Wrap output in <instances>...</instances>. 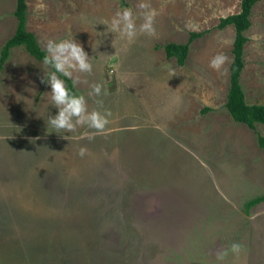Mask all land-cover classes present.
Returning <instances> with one entry per match:
<instances>
[{
  "label": "rangeland",
  "instance_id": "rangeland-1",
  "mask_svg": "<svg viewBox=\"0 0 264 264\" xmlns=\"http://www.w3.org/2000/svg\"><path fill=\"white\" fill-rule=\"evenodd\" d=\"M25 1L42 49L71 38L83 46L93 71L74 73V85L90 111L111 116L91 141L86 125L56 133L42 82L52 69L11 48L0 70V264H221L217 252L234 242L240 254L222 264H264V200L244 207L264 194V124L234 121L224 106L235 33L217 24L240 0ZM140 3L158 12L155 36L125 42L100 24L131 8L139 26ZM15 4L0 0V49ZM250 23L239 81L247 103L264 104V0ZM192 32L202 33L184 63L167 58L164 45ZM220 53L227 71L209 66ZM95 84L99 97L88 95Z\"/></svg>",
  "mask_w": 264,
  "mask_h": 264
},
{
  "label": "clouds",
  "instance_id": "clouds-1",
  "mask_svg": "<svg viewBox=\"0 0 264 264\" xmlns=\"http://www.w3.org/2000/svg\"><path fill=\"white\" fill-rule=\"evenodd\" d=\"M41 8L44 6L41 5ZM138 8L142 10V23L137 26V16L133 9L123 8L115 14L111 20L102 21L100 24L107 26V31L114 33L121 41L132 42L138 34H143L148 37L156 34V17L158 12L148 3H140ZM103 35V33H98ZM258 39V38H254ZM225 43V42H222ZM46 55L43 58V64L48 66L52 71L44 74L42 82L50 85V99L52 104L58 109L55 116H50L48 124L58 132L72 133L76 131L78 126L86 125L89 129L94 130L91 134H85L82 138H87L89 141L94 139L95 134L105 133L109 125L110 111L101 112L98 109L89 110L87 98L84 95L75 94L67 85L66 79L73 80V84L77 83L74 79V73H88L93 71V64L88 53L83 46L74 38L48 40L45 47ZM229 62V58L223 53L217 54L210 61V67L216 71L225 69V65ZM172 76L175 71L171 72ZM63 77V78H62ZM102 93V85L95 84L92 86V91L89 96L95 95L99 97ZM107 95V92H104ZM98 105H103L102 100H97ZM65 138V137H64ZM87 154V149L81 147L78 155L84 157ZM242 250V245L232 243L229 249L217 252L216 259L218 262L225 261L229 252L234 255H239Z\"/></svg>",
  "mask_w": 264,
  "mask_h": 264
},
{
  "label": "trees",
  "instance_id": "trees-1",
  "mask_svg": "<svg viewBox=\"0 0 264 264\" xmlns=\"http://www.w3.org/2000/svg\"><path fill=\"white\" fill-rule=\"evenodd\" d=\"M256 0H240L239 10L233 14L221 17L217 26L223 28L232 25L234 28V39L232 42V60L229 67V87L224 103L225 108L234 121L246 124L254 128L255 123L264 124V104L247 103L244 92L240 85L239 77L243 68V47L247 40L244 32L250 26V15L253 4ZM26 1L16 0L13 14L16 18V28L13 35L8 38L0 49V70L10 55V50L14 46H23L24 49L37 60H43L46 51L42 49L37 42L35 35L26 29ZM202 32H192L185 43L169 42L164 45V51L167 58L174 57L179 65H182L188 53L189 43L193 38L201 35ZM63 78V77H62ZM66 80L68 87L77 95L79 92L72 80ZM257 143L264 150V136L257 134ZM264 194L253 197L245 202L244 207L248 209L263 201Z\"/></svg>",
  "mask_w": 264,
  "mask_h": 264
}]
</instances>
